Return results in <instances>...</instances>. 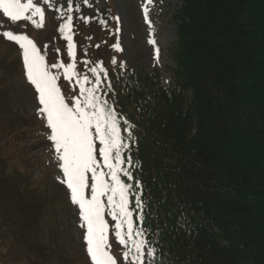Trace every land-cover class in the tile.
Here are the masks:
<instances>
[{
  "label": "trees",
  "instance_id": "1",
  "mask_svg": "<svg viewBox=\"0 0 264 264\" xmlns=\"http://www.w3.org/2000/svg\"><path fill=\"white\" fill-rule=\"evenodd\" d=\"M33 2L44 9L43 27L0 10V40L8 43L6 30L36 34L43 54L59 49L68 61L59 31L67 6ZM72 7L76 72L94 79L89 69L102 65L107 78L102 74L96 94L118 114L123 136V121L133 125L134 143L124 153L133 164L124 167L134 179H121L133 185L134 228H143L155 250L144 264H264V0H182L173 84L157 92L152 78L129 69L113 47L118 22L111 6L72 0ZM71 84L61 82L66 100ZM40 146L54 150L49 139ZM106 221L111 254L125 264L115 222Z\"/></svg>",
  "mask_w": 264,
  "mask_h": 264
},
{
  "label": "rangeland",
  "instance_id": "2",
  "mask_svg": "<svg viewBox=\"0 0 264 264\" xmlns=\"http://www.w3.org/2000/svg\"><path fill=\"white\" fill-rule=\"evenodd\" d=\"M47 1L59 9L67 6V0ZM90 1L100 8L110 5L118 18L116 44L121 50L117 51L126 66L152 78L148 82L152 92L170 89L178 40L175 17L182 0H153L147 5L151 24L145 20L146 0ZM20 34L45 49L36 34ZM57 50L53 55L51 49L46 55L41 52L46 63L72 62L63 61ZM52 71L61 73L57 83L61 88V82L68 80L63 69ZM68 81L71 95L79 97L76 77ZM61 92L66 98L62 88ZM39 107L35 87L26 77L22 49L14 41L0 40V264H89L79 206L71 195L68 203L70 190L62 182L65 177L55 150L47 152V146H40L50 129ZM86 195L90 196L89 190ZM110 218L106 211L105 220Z\"/></svg>",
  "mask_w": 264,
  "mask_h": 264
},
{
  "label": "snow or ice",
  "instance_id": "3",
  "mask_svg": "<svg viewBox=\"0 0 264 264\" xmlns=\"http://www.w3.org/2000/svg\"><path fill=\"white\" fill-rule=\"evenodd\" d=\"M83 2L87 4L88 0ZM152 2L153 0H146L144 7L145 20L149 24L151 21L148 20L147 5ZM0 10L11 21L26 19L38 28L43 27L44 9L37 6L33 0L27 2L0 0ZM30 11L31 15L26 16ZM72 11V0H67L69 14L59 28L68 42L67 55L72 60L71 63L59 62L49 65L46 63L45 55L41 54L29 36L14 34L11 30L4 31L3 36L9 41L16 42L22 49L27 80L38 94L40 105L38 112L46 118L47 127L50 129L48 139L53 144L65 177L62 182L70 190L72 202L80 209L82 221L80 227L86 230L85 242L92 264H117V259L110 251L106 211L115 222L113 231L116 239L125 248L122 253L125 264L128 262L144 264L145 255L154 257L155 250L149 246L143 228H134L133 210L130 207L133 185L121 179V174L129 181L134 179L128 168L124 167L125 164L128 166L133 164L131 156L124 154L126 150L130 152L131 144L134 143L133 125L127 120L123 121L125 125L123 131L127 133V137L123 136L118 114L106 100H102L96 94L99 91L102 74L105 79L107 78V72L102 65L97 64L89 69L94 79H90L87 74L80 75L76 72V45L73 42V17L70 14ZM34 17H38V20ZM83 19L87 22L86 17ZM149 42L155 43L154 40ZM113 47L121 50L119 43ZM158 54L159 49L157 57ZM52 69H63L65 79L72 80L74 76L76 77L79 97L66 100L57 85L61 73L53 72ZM89 189L90 196L86 195ZM103 198H106V202ZM135 204L137 209L142 207L138 196L135 198ZM140 219L142 221L143 217Z\"/></svg>",
  "mask_w": 264,
  "mask_h": 264
}]
</instances>
